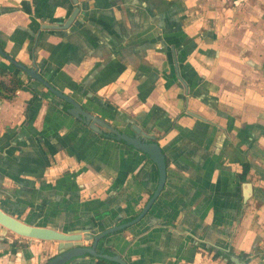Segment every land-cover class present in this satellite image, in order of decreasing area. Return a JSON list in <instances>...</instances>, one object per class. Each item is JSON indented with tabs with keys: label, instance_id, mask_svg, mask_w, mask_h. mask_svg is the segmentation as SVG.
<instances>
[{
	"label": "crops",
	"instance_id": "1",
	"mask_svg": "<svg viewBox=\"0 0 264 264\" xmlns=\"http://www.w3.org/2000/svg\"><path fill=\"white\" fill-rule=\"evenodd\" d=\"M77 2L61 30L47 27L63 25L70 0H0V48L116 130L156 138L163 191L97 252L127 264H226L214 255L232 250L264 264V0ZM0 70L23 80L0 101V209L67 235L135 219L156 189L155 165L91 132L1 56ZM57 253L56 242L0 227V264Z\"/></svg>",
	"mask_w": 264,
	"mask_h": 264
},
{
	"label": "water",
	"instance_id": "2",
	"mask_svg": "<svg viewBox=\"0 0 264 264\" xmlns=\"http://www.w3.org/2000/svg\"><path fill=\"white\" fill-rule=\"evenodd\" d=\"M70 1L75 5L77 4V0ZM78 13L79 8L75 7L66 21L63 23V25H51L47 27V29L67 30L75 21ZM0 56L8 61L14 69L22 71L28 78L36 81L44 89H47L53 97L60 99L66 104H69L71 108L67 110V114L70 117L76 119L79 122H82L85 126L89 127L91 131H94L97 134H102L100 128L109 131L114 135V139L116 141H122L133 149L141 152L142 154H145L149 158V160L155 164L158 171V183L156 189L139 215H137L135 219L128 223L105 229L98 234H93L92 232L87 231L83 234L67 235L59 232L56 229L31 226L11 217L1 209L0 226L19 237L58 243V254L50 259L46 264H66L73 259L82 258L84 256L101 258L116 264H127V262L120 256H108L97 253L96 248L98 242L105 236L115 232H119L138 223L147 214L153 203L158 198L159 194L162 192L166 178V167L164 163V156L159 146L155 142V139L144 134L135 126H132V130L136 134V136L134 137H130L125 133L115 131L112 127L105 124L100 118L83 110L82 107L72 98L62 94L54 87H52L38 73V69L35 63L32 64V68H28L15 61L14 58L3 52L1 48ZM83 242H86L85 246H83ZM230 261L232 264H246L242 259L235 256H231Z\"/></svg>",
	"mask_w": 264,
	"mask_h": 264
},
{
	"label": "flooded vegetation",
	"instance_id": "3",
	"mask_svg": "<svg viewBox=\"0 0 264 264\" xmlns=\"http://www.w3.org/2000/svg\"><path fill=\"white\" fill-rule=\"evenodd\" d=\"M75 5V4H74ZM75 7H78V2H77V4L75 5ZM79 8V7H78ZM79 13H80V9H79ZM79 13H78V15H79ZM77 15V16H78ZM77 18V17H76ZM73 24V23H72ZM71 24V25H72ZM70 28V27H69ZM46 91H48L47 89H45ZM60 92V91H59ZM63 94V93H62ZM65 95V94H64ZM68 96V95H67ZM70 97V96H69ZM71 98V97H70ZM60 100V99H59ZM63 102V101H62ZM76 102V101H75ZM77 103V102H76ZM63 104H64V107L66 108V110H65V112H66V114H67V110L68 109H70L71 108V106L69 105V104H66V103H64L63 102ZM80 105V104H79ZM81 106V105H80ZM82 107V106H81ZM82 109L83 110H85V111H87L88 113H90V114H92L89 110H87V109H85V108H83L82 107ZM92 115H94V114H92ZM94 116H96V115H94ZM96 117H98V116H96ZM99 118V117H98ZM101 119V118H100ZM105 124H107L103 119H101ZM82 125H84L82 122H80ZM107 125H109V124H107ZM85 126V125H84ZM110 127H112L115 131H118V130H116L113 126H111V125H109ZM132 126H134V125H131L130 126V129H131V131L133 132V135H129V134H127V133H125V134H127V135H129L130 137H134V136H136V134L134 133V131L132 130ZM86 128H88L89 129V127H87V126H85ZM135 127H137V126H135ZM138 129H140V131L141 132H143L142 131V129L141 128H139V127H137ZM90 130V129H89ZM100 130H101V132H102V134H97V133H95L94 131H91V132H93V133H95V134H97V135H100V136H105V137H107V138H109V139H112V140H114V141H116L115 139H114V135L113 134H111L109 131H107V130H105V129H103V128H100ZM118 132H120V133H124V132H121V131H118ZM144 134H146V135H148V136H150V137H153L154 139H155V142L157 143V141H156V138L153 136V135H150V134H148V133H145V132H143ZM117 142H120V143H123V144H125L124 142H122V141H117ZM126 145V144H125ZM158 145V144H157ZM128 146V145H127ZM159 146V145H158ZM130 147V146H129ZM161 150V149H160ZM162 152V151H161ZM163 154V153H162ZM144 156H146L145 154H143ZM164 156V155H163ZM147 157V156H146ZM148 158V157H147ZM149 159V158H148ZM152 162V161H151ZM153 163V162H152ZM164 163H165V159H164ZM154 164V163H153ZM155 165V164H154ZM156 167V166H155ZM165 167H166V165H165ZM157 169V168H156ZM158 172V171H157ZM244 172L246 173V171H243V175H244ZM165 181H166V178H165ZM158 183V182H157ZM165 184V183H164ZM163 191V190H162ZM160 195V194H159ZM159 197V196H158ZM148 202V201H147ZM154 204V203H153ZM153 206V205H152ZM151 206V207H152ZM145 207V206H144ZM151 209V208H150ZM149 209V210H150ZM3 211V210H2ZM4 212V211H3ZM6 213V212H5ZM7 214V213H6ZM9 215V214H8ZM12 217V216H11ZM1 227V226H0ZM2 229H4L3 227H1ZM116 233V232H115ZM110 235V234H109ZM19 237V236H18ZM106 237V236H105ZM104 237V238H105ZM23 238V237H22ZM103 238V239H104ZM102 240V239H101ZM100 240V241H101ZM99 241V242H100ZM98 242V243H99ZM86 244H84V242H83V246H85ZM97 246H98V244H97ZM96 251H97V248H96ZM98 253V252H97ZM58 254V253H57ZM101 254V253H100ZM104 255H108V254H104ZM56 256V255H55ZM54 256V257H55ZM108 256H115V255H108ZM118 256V255H117ZM231 256H235V257H238V258H240V259H242L246 264H249V255H246V254H244V253H240V254H238V255H236L232 250H228V251H220L218 254H215L214 255V257H220L226 264H232L231 263V261H230V257ZM85 257V256H84ZM89 257V256H88ZM53 258V257H52ZM51 258V259H52ZM93 258V257H92ZM94 259H101V258H94ZM123 259V258H122ZM49 261V260H48ZM47 261V262H48ZM46 262V263H47ZM45 263V264H46Z\"/></svg>",
	"mask_w": 264,
	"mask_h": 264
},
{
	"label": "trees",
	"instance_id": "4",
	"mask_svg": "<svg viewBox=\"0 0 264 264\" xmlns=\"http://www.w3.org/2000/svg\"><path fill=\"white\" fill-rule=\"evenodd\" d=\"M0 101H12L15 98L16 91L20 90L23 86V80L14 73L0 70ZM4 78H8L7 81ZM108 255H113L109 253ZM96 264H116L104 259H98Z\"/></svg>",
	"mask_w": 264,
	"mask_h": 264
}]
</instances>
